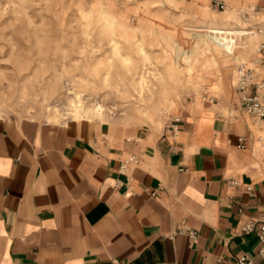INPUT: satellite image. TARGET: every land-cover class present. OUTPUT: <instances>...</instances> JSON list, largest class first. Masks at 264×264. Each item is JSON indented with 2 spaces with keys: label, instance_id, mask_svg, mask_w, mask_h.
Segmentation results:
<instances>
[{
  "label": "crops",
  "instance_id": "obj_1",
  "mask_svg": "<svg viewBox=\"0 0 264 264\" xmlns=\"http://www.w3.org/2000/svg\"><path fill=\"white\" fill-rule=\"evenodd\" d=\"M205 108L160 134L101 114L0 117V264H264L243 231L264 220L254 128Z\"/></svg>",
  "mask_w": 264,
  "mask_h": 264
},
{
  "label": "rangeland",
  "instance_id": "obj_2",
  "mask_svg": "<svg viewBox=\"0 0 264 264\" xmlns=\"http://www.w3.org/2000/svg\"><path fill=\"white\" fill-rule=\"evenodd\" d=\"M262 43L264 0H0V117L61 124L115 106L160 134L211 106L255 129L264 165V122L234 88Z\"/></svg>",
  "mask_w": 264,
  "mask_h": 264
},
{
  "label": "built area",
  "instance_id": "obj_3",
  "mask_svg": "<svg viewBox=\"0 0 264 264\" xmlns=\"http://www.w3.org/2000/svg\"><path fill=\"white\" fill-rule=\"evenodd\" d=\"M257 53L255 63L258 68L240 67L234 88L240 107L254 120L264 122V43L260 45ZM211 100L213 101L214 99L211 98ZM108 109L112 117L121 113L115 106H110ZM240 140L243 142L244 138H240ZM244 146L241 143L240 147ZM138 163L139 157L137 155H130L121 163V170L127 171ZM243 231L245 233L254 231L258 233L262 243L260 254L264 258V220L250 219L243 227ZM190 235L193 238L197 237L195 231H190ZM237 264H253V262L248 256L241 255L237 259Z\"/></svg>",
  "mask_w": 264,
  "mask_h": 264
},
{
  "label": "bare ground",
  "instance_id": "obj_4",
  "mask_svg": "<svg viewBox=\"0 0 264 264\" xmlns=\"http://www.w3.org/2000/svg\"><path fill=\"white\" fill-rule=\"evenodd\" d=\"M260 47V45L256 48V51H258V48ZM255 60H256V58H255ZM257 122H259V123H263V122H260V121H257ZM178 128V127H177ZM177 130V129H176Z\"/></svg>",
  "mask_w": 264,
  "mask_h": 264
}]
</instances>
